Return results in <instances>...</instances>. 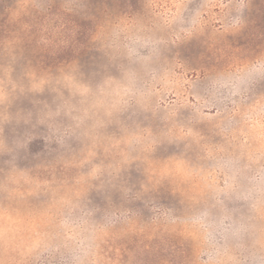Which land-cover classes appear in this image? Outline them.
Listing matches in <instances>:
<instances>
[{
	"label": "rangeland",
	"instance_id": "374dc122",
	"mask_svg": "<svg viewBox=\"0 0 264 264\" xmlns=\"http://www.w3.org/2000/svg\"><path fill=\"white\" fill-rule=\"evenodd\" d=\"M0 264H264V0H0Z\"/></svg>",
	"mask_w": 264,
	"mask_h": 264
}]
</instances>
